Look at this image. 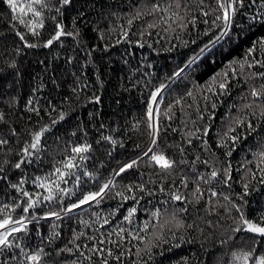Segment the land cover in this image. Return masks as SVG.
<instances>
[{"label": "snow or ice", "instance_id": "snow-or-ice-1", "mask_svg": "<svg viewBox=\"0 0 264 264\" xmlns=\"http://www.w3.org/2000/svg\"><path fill=\"white\" fill-rule=\"evenodd\" d=\"M3 3L12 13L11 20L26 28L27 34L31 37H40L46 21L51 23L52 33L42 44L30 43L26 39V33L17 30L16 25H13L12 30L23 47L35 49L51 48L54 44L63 46L64 38H72L79 43L80 30L77 21L87 20L86 12L90 6L95 8L97 0H83L81 10L72 17L70 24L65 23V14L75 7L74 0H3ZM128 6L134 8L135 13L127 19V28L121 26L124 41L128 40L133 21L142 17L158 19L161 24L167 25L164 28L165 32L175 31L173 25L182 30L187 29L189 24L195 27L198 20L210 25L216 34L185 67L196 64L200 56L217 45L222 46V42L239 44L250 35H255L257 31L264 29V0H133V3ZM108 7L113 8V5L110 4ZM101 16L107 24L111 23L112 17L120 18L117 11L101 13ZM95 23L99 25L101 21L97 20ZM156 27H158L157 23H147V29ZM93 31L98 32L100 40L105 39L102 28L97 27ZM109 31L114 32L116 29L110 28ZM205 35H208L207 31ZM115 43L119 44L121 40L117 39ZM143 46L140 44V47ZM108 49L107 44L99 47V50L103 52H107ZM97 50L98 48L94 46L87 51L86 55L91 57ZM73 59L70 57L66 62L71 64ZM40 63L44 62L40 61ZM184 72L185 68H179L169 77V80L174 83ZM240 78H243L245 83L254 80L262 81L258 88L252 86L249 89L248 96L254 99L244 107L259 109L260 118H264V34L256 36L251 41L244 50L242 58L233 59L222 71L210 77L204 91L214 96H229L231 81L236 79L239 82ZM76 79L79 80V77ZM169 86V84L161 83L150 92L147 98L144 120L146 146L137 153L135 158L112 169L110 177L102 184H98L94 191H84L86 181L98 182L99 180V177L87 170L86 161L90 158L87 154L92 151V145L87 142L77 143L70 150L65 149L68 154L57 161L44 175L31 177L28 175L27 169L40 159V153L43 150L42 142L47 141L46 134H51L53 128L66 119L65 112L60 111L58 117H51V112H55L56 107L49 100L44 109L50 116L49 123L39 124L38 122V126L31 129H18L6 119L5 112L0 110V195L12 198L11 203H0V264H10V261L16 259L14 249H19L22 254L19 264H84V261L88 264H124L125 257L130 255L138 258L132 261V264H141V262L149 264L154 248L169 245L167 251H171L172 248H179L182 243L193 242L191 239L186 241L184 234L190 236L191 232L199 231L202 236L204 235L197 218H193L191 223L186 222V217L191 215L189 206L191 211L198 213L202 209L205 222L213 228L217 225L221 228L225 227L220 223V219L226 218L232 221V224L227 226L230 234L220 238L218 243L221 247H225L232 242L233 248L239 247L241 250L232 251L227 264H264V212L249 219L243 210L244 205L247 204L244 198L249 195L250 185L244 183L243 191L236 194L235 199L225 194V188L231 189L232 164L223 160L220 161L221 167H216L209 159H202L201 155H194L191 151L199 148L201 153L206 152L215 157L212 145L207 139L211 124L197 125L196 121L192 120L191 123L195 127L189 128L185 122L184 128L187 130L181 133V142L175 145H164L168 128L163 126V122L171 121L175 115L173 108L181 104V100L178 99L175 105L169 104L163 112L161 111L163 95ZM78 88H80L79 84L72 89L73 93H76ZM37 91L39 88L33 89V96ZM186 95L192 97L193 93L189 91ZM242 98L247 99V96ZM203 99L208 101L209 96L205 95ZM89 103L99 104L100 97L93 95L89 98ZM37 104L38 100L29 98L26 110L39 117L41 108ZM9 107L12 108V101L9 102ZM216 107L217 104L213 102L211 108L216 109ZM197 111L199 120L204 121L207 109L201 111L198 108ZM252 114L256 116L255 112ZM213 117L214 113L209 114L208 121H211ZM235 124L236 127L229 126L227 131L222 133L216 145L226 150L223 153L225 157H231L236 151V146L246 141L247 137L260 126L253 125L251 121L245 123V120L241 119H236ZM241 126L247 128V135L237 132V128ZM101 127H103L102 124ZM171 130L178 131L176 128ZM72 135L75 136L76 133L73 132ZM84 135L86 136L87 133L84 132ZM57 139L59 140V137ZM102 139L112 145L117 143L110 136H103ZM162 145L163 150H161ZM121 147H123L122 144ZM136 147L140 148L139 145ZM252 155L261 174L259 183L264 184V140L257 141V150L253 151ZM190 156L191 159H189ZM141 161L154 170L153 174L159 177V182L142 179L138 183L125 184L123 190H116L117 177L122 181L131 173L135 181L137 173L132 170L138 168ZM201 168L207 171H202ZM249 174L255 178V173L251 170ZM70 181L71 187L62 186L69 185ZM29 183L41 191H29L25 188V185ZM73 197H75L74 200ZM105 198L118 201L108 217L101 218L100 213L97 212L93 213L95 220L91 223L83 219L77 221L86 228L98 224L99 227L95 229L94 234L88 235L84 231L77 232L73 229L71 239L66 243L62 242L63 246H53L55 241L61 239L56 221L71 220L72 214L77 210H83L85 206L89 208L93 205L99 206ZM129 201L131 205L121 212V208H124L125 203ZM141 201L144 203L141 204ZM142 212L147 213L146 218L139 215ZM233 212L237 215L234 216ZM117 213H120L122 219L116 220L114 225L113 221ZM208 216L217 217L216 223L213 224L211 220H207ZM41 221L51 222L47 238L50 250L45 251V247L39 245L35 250H26V246H22L21 241L29 234V225L40 233L38 225ZM110 225H112L111 231H100ZM177 233H181L179 238ZM82 238L88 243H78ZM40 241L41 244L45 241L42 234ZM133 241L143 245L139 247L133 244V247H136L135 253L131 248L126 247V244ZM172 241L177 242L172 243ZM238 241L242 243L238 245ZM245 245L247 250H244ZM145 256L147 259H144ZM182 260L183 264H187L186 257ZM213 264H225L223 255H216Z\"/></svg>", "mask_w": 264, "mask_h": 264}, {"label": "trees", "instance_id": "trees-1", "mask_svg": "<svg viewBox=\"0 0 264 264\" xmlns=\"http://www.w3.org/2000/svg\"><path fill=\"white\" fill-rule=\"evenodd\" d=\"M82 3L83 0H74L75 7L65 14L66 24H70L72 17L77 15L78 10H81ZM131 3L133 0H127V2L125 0H97L95 8L90 6L87 10V20L77 21L80 30L79 43L72 38H64L63 46L54 44L51 48L30 49L24 48L19 42L12 30L13 25H16L17 30L26 33V39L30 43L42 44L52 33L51 23L46 21L40 37H31L27 34L26 28L11 20L10 9L3 3V0H0V110L5 112L6 119L18 129H31L38 126V122L39 124L49 123L50 116L44 111L49 100L56 107V111L51 112V117H58L60 111L66 113V119L59 122L51 134H46L47 141L46 143L42 142L43 150L40 153V159L27 169L28 175L30 177L44 175L52 169L57 161L62 160L68 154L65 149L70 150L77 143L87 142L92 145V151L87 154L90 157L86 161L87 170L93 172L94 176L99 177V180L98 182L96 180L86 181L84 191L96 190L98 184H102L110 177L112 169L135 158L137 153L146 146L147 135L144 123L146 101L150 92L164 83L170 86L163 95L161 111L163 112L169 104L175 105L176 100H181V104L173 108L174 118L171 121L163 122V126L168 128V136L164 139V145H175L177 142H181V133L187 130L184 128L185 122L189 128L195 127L191 123L192 120H195L197 125L210 123L211 129L207 139L212 145L215 157L206 152L201 153L199 148L191 151L194 155H201L202 159H209L216 167H221L220 161H229L232 164L233 180L231 189L225 188L224 193L235 199L236 194L243 191V184L248 183L250 185L249 195L244 198L247 204L244 205L243 210L249 219L257 217L264 212V184L259 183L261 174L256 167L252 152L257 150V141L264 140V118H260L259 109L245 108L244 105L254 99L248 96L249 89L252 86L258 88L262 81L254 80L245 83L243 78H240L239 82L233 79L229 96H214L205 92L204 87L209 78L222 71L230 61L242 58L244 50L256 36L264 34V29H260L255 35H250L248 39L239 44L222 42V46L217 45L200 56L196 64L185 67L216 34L210 25L198 20L195 27L189 24L187 29L182 30L173 25L175 31L165 32L164 28L167 25L161 24L158 19L142 17L133 21L128 40L124 41L121 26L127 28V19L135 13V9L128 6ZM110 4L113 5V8L108 7ZM109 11H117L120 18L112 17L110 18L111 23L107 24L103 21L101 13ZM97 20L101 21L99 25L95 23ZM147 23H157L158 27L147 29ZM97 27L104 30V40H100L98 32L93 31ZM110 28H115L116 31L111 32ZM206 31L208 35H205ZM117 39H120L121 43L116 44ZM105 44L109 46L108 51L99 50V47ZM140 44L144 46L140 47ZM94 46L98 50L93 52L91 57L87 56V51ZM70 57L74 58L71 64L66 62ZM40 61L44 63L41 64ZM179 68H185V72L173 83L169 77ZM76 77H79V80ZM77 84L80 85V88L76 93H73L72 89ZM34 88H39L35 96H33ZM189 91L193 93L192 97L186 95ZM93 95L100 97L99 104L89 103V98ZM205 95L209 96L208 101L203 99ZM245 96L247 99L242 98ZM29 98H33L34 101L38 100L37 106L41 108L39 117L26 110ZM10 101H12L11 109ZM213 102L217 104L216 109L211 108ZM198 108L201 111L207 109L204 121L199 120ZM253 112L256 113L255 117ZM211 113H214V117L208 121L207 117ZM236 119L245 120V123L251 121L253 125L259 124L260 126L247 137L246 141H242L236 146V151L231 157H225L223 153L226 150L218 148L216 145L222 133L227 131L229 126L236 127ZM169 125L170 127H168ZM172 128H176L178 131L173 132ZM247 131L244 126L237 128V132L242 135H247ZM73 132L76 133L75 136L72 135ZM84 132L87 133L86 136ZM103 136L112 137L117 141L116 145L104 141ZM136 145H139L140 148H137ZM161 150H163V145ZM191 158L190 156L189 159ZM248 161H253V163H248ZM201 170L207 171L205 168H201ZM249 170L255 173V178L249 174ZM132 172L137 173L135 181H133L131 173L122 181L117 177L116 190H123L125 184L138 183L142 179L159 182V177L153 174L154 170L143 161ZM62 186L71 187V181L69 185ZM25 188L33 192L41 191L30 183L26 184ZM74 199L75 197H73ZM11 202V196L0 195V203ZM117 202V200L105 198L99 206L93 205L90 208L85 206L83 210H77L72 214L71 220L56 221L55 223L59 225L57 230L61 233V239L55 241L53 246H63V243L71 239L73 229L77 232L84 231L88 235L94 234L95 229L99 227L98 224L86 228L84 225L78 224L77 221L83 219L91 223L95 220L93 213L97 212L100 213L101 218L108 217ZM221 202L223 201L221 200ZM237 202L240 203V201ZM143 203L141 201V204ZM130 205L131 201L126 202L124 208H121V212H124L125 208ZM189 208L191 215L186 217V222L191 223L193 218H197L204 235L202 236L199 231L191 232L190 236L184 234L186 241L191 239L193 242L182 243L179 248H172L171 251H167L169 245L154 248L149 264H183L182 258L185 257L187 264H213L216 255H223L225 264H227L230 253L241 250L239 247L233 248L232 242L225 247H221L218 243L220 238L230 234L227 231V226L232 224L231 220L220 219V223L225 227L221 228L217 225L213 228L205 222L202 209L198 213L191 211V206ZM139 215L146 218L147 213L142 212ZM233 215L237 214L233 212ZM109 218L112 219V217ZM118 219H122L120 213L116 214L114 225ZM206 219L215 224L218 218L208 216ZM38 227L40 233H37L32 225H29V234L24 237L21 244L26 246V250H35L39 245L45 247V251H49L47 238L51 222L41 221ZM111 230L112 225L105 226L100 231ZM41 234L45 237L43 244L40 241ZM180 234L177 233L178 238ZM176 242L172 241V243ZM78 243L83 244L88 241L82 238ZM240 243L242 242H237L238 245ZM133 244L143 247L138 241L126 244V247L131 248L133 253L136 251ZM244 250H247V245ZM13 252L16 254V259L10 261V264H19L22 254L19 249H14ZM213 253L215 255H212ZM137 259L134 255L127 256L124 259V264H132V261ZM144 259L147 257L145 256ZM84 264H88V262L84 261Z\"/></svg>", "mask_w": 264, "mask_h": 264}]
</instances>
